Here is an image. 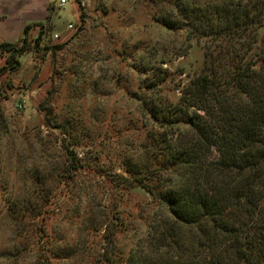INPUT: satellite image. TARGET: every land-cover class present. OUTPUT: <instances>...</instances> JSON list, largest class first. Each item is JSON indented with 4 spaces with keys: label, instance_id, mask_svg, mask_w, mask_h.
Segmentation results:
<instances>
[{
    "label": "rangeland",
    "instance_id": "1",
    "mask_svg": "<svg viewBox=\"0 0 264 264\" xmlns=\"http://www.w3.org/2000/svg\"><path fill=\"white\" fill-rule=\"evenodd\" d=\"M58 3L0 0V44L35 24L26 42L40 31L46 48L0 73V264H124L160 210L128 182L130 162L171 178L151 146L165 127L140 98L158 80L156 96L176 104L210 41L163 26L166 0Z\"/></svg>",
    "mask_w": 264,
    "mask_h": 264
},
{
    "label": "trees",
    "instance_id": "2",
    "mask_svg": "<svg viewBox=\"0 0 264 264\" xmlns=\"http://www.w3.org/2000/svg\"><path fill=\"white\" fill-rule=\"evenodd\" d=\"M166 1L163 26L210 44L176 104L156 96L158 80L150 83L154 97L140 98L165 127L151 146L171 178L152 179L150 159L128 165V182L160 210L123 263L264 264V0ZM32 26L24 27L21 44H0V73L18 70L23 53L46 49L40 31L31 47L26 42Z\"/></svg>",
    "mask_w": 264,
    "mask_h": 264
},
{
    "label": "built area",
    "instance_id": "3",
    "mask_svg": "<svg viewBox=\"0 0 264 264\" xmlns=\"http://www.w3.org/2000/svg\"><path fill=\"white\" fill-rule=\"evenodd\" d=\"M64 3H65V0H59L58 5H59V6H63ZM55 36L57 37L58 35L56 34ZM19 106H20V105H19Z\"/></svg>",
    "mask_w": 264,
    "mask_h": 264
}]
</instances>
